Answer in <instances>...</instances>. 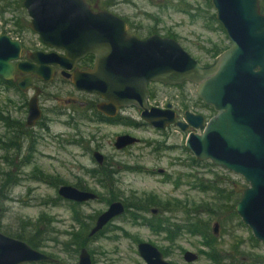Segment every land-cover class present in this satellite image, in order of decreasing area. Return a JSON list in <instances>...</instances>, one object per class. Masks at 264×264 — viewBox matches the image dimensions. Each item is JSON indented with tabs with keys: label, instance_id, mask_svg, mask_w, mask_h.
<instances>
[{
	"label": "rangeland",
	"instance_id": "obj_1",
	"mask_svg": "<svg viewBox=\"0 0 264 264\" xmlns=\"http://www.w3.org/2000/svg\"><path fill=\"white\" fill-rule=\"evenodd\" d=\"M96 1L97 4L92 5L103 6L109 2ZM119 2L110 9L114 14L132 22L134 35L146 38L156 34L174 39L203 65L211 64L216 58L211 50L228 46L226 34L215 20L210 0ZM18 25L22 31H19ZM1 33L22 42L25 52L46 49L31 31L30 19L17 2L0 16ZM151 90L155 95L151 104L162 106L170 102L179 110L180 117L184 110L194 111L189 103L177 99L185 94L196 100L195 87L192 85L187 84L182 88L154 85ZM31 97L32 92L21 95L13 88L0 91V116L3 117L0 118V233L15 238L22 227L26 233L30 228H37L41 233L38 239L43 243L36 250L64 264H73L78 260L80 248L74 250L75 247L69 245L72 243L71 235L83 232L87 235L91 219L106 210L109 200L116 199L127 204L130 202L134 206L135 200L152 198L157 203L155 206H176L180 203L182 212H161L159 217L168 219L166 221L169 223L182 226L185 214L188 219H206L210 222L212 236L213 224L217 223L218 234L213 237L218 246V254L233 258L234 264H250L249 259L264 257V244L254 242L250 229L237 214L233 215L229 210L219 212L218 206L225 202V193L231 192L232 200L239 201L240 195L233 193L232 184L247 186L244 179L208 161L199 162L198 166L192 165V156L184 149L186 136H180L175 128L166 131L173 136L163 137L146 127L136 130L124 126L101 127L100 133L95 132L99 126L84 121L83 113H80L82 109L78 104L85 100V96L75 94L73 87L57 76L40 97V105L46 110L41 122L47 123L48 129L38 124L31 130V134H34L32 141L22 136L13 139L12 130L6 126L8 122L4 117L24 124L26 113L23 105ZM73 108L78 111L72 113ZM53 109L64 110V113L51 114ZM131 114L133 118L137 117L135 112ZM119 134L137 135L134 137L141 139L142 143L117 151L113 143ZM145 142L152 145H145ZM155 142L165 143L168 147L159 148ZM94 151L122 167L111 190L102 189L98 180L87 173L97 168L92 158ZM178 159L181 162H175ZM157 170H162L165 175L153 173ZM9 177L15 183L10 189H2L3 182ZM77 183L95 193L99 199L76 206L58 196L60 186H75ZM200 185L214 188L202 190L198 188ZM206 209L215 213L204 215L206 213L203 210ZM77 214L83 220L81 226L77 223ZM134 214L133 217L125 213L110 223L95 239L87 241L85 247L92 264H144L137 253L138 242L166 248V260L173 264H187L182 259L184 251L198 255V260L191 264H213L206 257L209 249L203 247L201 237L183 231L172 246L164 236L154 234L145 223V220H151V216ZM237 248L239 251L236 254Z\"/></svg>",
	"mask_w": 264,
	"mask_h": 264
},
{
	"label": "water",
	"instance_id": "obj_2",
	"mask_svg": "<svg viewBox=\"0 0 264 264\" xmlns=\"http://www.w3.org/2000/svg\"><path fill=\"white\" fill-rule=\"evenodd\" d=\"M215 20L228 40L227 48L214 61L204 66L192 58L180 44L156 34L139 39L127 33L126 23L107 12H92L85 0H22L30 19L31 31L46 46L63 50L28 52L27 61H19L22 45L7 35L0 36V78L9 80L13 72L29 74L17 82L19 91L34 90L28 101L25 120L33 128L42 117L38 104L40 89L31 84L37 76L45 82L53 79V66L71 78L79 91L96 92L107 103L98 111L114 116L118 108H136L140 119L155 130L174 125L182 132L189 126L201 134H189L185 148L198 161L240 175L247 187L234 184L233 192L240 195L235 213L250 229L253 238L264 244V14L259 0H210ZM91 54L92 69L74 72L77 60ZM189 82L196 86V96L215 114L204 123L202 115L185 113L186 123L175 121L171 106L166 110L148 107V85L159 83L178 86ZM138 143V139L122 135L114 147L122 150ZM98 165L103 163L99 152L93 153ZM60 198L76 203L96 200V194L62 185ZM126 209L117 201L101 213L90 237L101 231ZM2 209L0 206V215ZM218 232V224L213 225ZM138 253L144 264H169L152 245L141 243ZM185 262L193 263L198 256L186 252ZM54 264L56 260L30 247L24 241L0 233V264ZM75 264H92L85 248Z\"/></svg>",
	"mask_w": 264,
	"mask_h": 264
},
{
	"label": "flooded vegetation",
	"instance_id": "obj_3",
	"mask_svg": "<svg viewBox=\"0 0 264 264\" xmlns=\"http://www.w3.org/2000/svg\"><path fill=\"white\" fill-rule=\"evenodd\" d=\"M120 0H109V2L106 4V5H103V6H97V5H92L93 3H96L97 4V1L95 0H85V2L87 3V4H89L90 5V7H91V10H92V12H94V13H96V12H99V11H107V12H109V13H111V14H113V15H115V16H117L118 18H120V19H122L123 21H125V23H126V29H127V33L130 35V36H135V37H137L136 35H134L133 33H132V30H133V24H132V22H129L128 20H126V19H123L122 17H120V16H118L117 14H114L113 12H112V10L110 9L111 7H113V6H116L118 3H120L119 2ZM148 1H150V0H148ZM31 29V28H30ZM2 35H6V34H3V33H1L0 34V36H2ZM151 36V35H150ZM149 37V36H148ZM137 38H139V37H137ZM147 38V37H146ZM146 38H139V39H146ZM171 39V38H170ZM14 40V39H13ZM16 40V39H15ZM19 41V40H18ZM20 42V41H19ZM41 42V41H40ZM21 43V45H22V42H20ZM42 43V42H41ZM43 44V43H42ZM44 45V44H43ZM45 47H46V49L45 50H32V51H30V52H34V51H42V52H46V53H50V52H55V53H57L58 55H62V56H64L65 55V52L63 51V50H56V49H52V48H50V47H48V46H46V45H44ZM225 50V49H224ZM223 50V51H224ZM27 54H28V52H25L24 51V48H23V45H22V51H21V55H20V59H19V61H17V62H15V63H13L14 64V66L16 67L17 66V64L19 63V62H26L27 61ZM94 60H95V57L93 56V55H91V54H88V55H86L85 57H83V58H81V59H79V60H77V62H76V64H75V66H74V68H73V70L72 71H70L69 72V74H73L74 72H85V71H88V70H90V69H92L93 68V66H94ZM198 62V61H197ZM201 64V63H200ZM203 65V64H202ZM204 66H207V65H204ZM52 69H53V79H52V81H50V82H45L43 79H41V78H39V77H37V76H33L32 78H31V84L33 85V86H36V87H38L39 89H40V91H39V95H38V104H39V107H40V109H41V112H42V117H41V119H40V121H38L37 123H36V125L34 126V127H36L38 124V126L40 127H42L43 126V128L44 129H48V126H47V123H42L41 121H43L44 120V114H45V112H46V110L40 105V97H41V95L43 94V91H44V89L47 87V86H49L51 83H53L55 80H56V78H57V76H60L61 77V79H62V81L63 82H65V83H67V84H69V85H71L72 87H73V90H74V93L75 94H77V95H79V96H85V100L84 101H82L81 103H79L78 105H79V107L82 109V111L80 112V113H83L82 115H83V120L84 121H86L87 123H89V124H95V125H98L99 126V128H97L96 130H95V132H98V133H100L102 130H101V127H115V126H124V127H127V128H129V129H134V130H136V129H142L143 127H146V128H149V129H151V130H153V131H157L158 132V134H159V136H173L171 133H166V131L168 130V129H170V128H175L177 131H179L178 132V134L180 135V136H186V138H187V136L189 135V134H201V132L200 131H198V130H195V129H193L191 126H189L188 128H187V130L185 131V132H182L179 128H177L176 126H174V125H170L167 129H165V130H155V129H153V128H151L147 123H145L144 121H142L141 119H140V115H141V111L139 110V109H136V108H118L117 109V111L115 112V115L114 116H107V115H104V114H102V113H100L99 111H98V105H100V104H105V103H107V100L106 99H104V98H102V97H100L96 92H84V91H79V90H77L73 85H72V80H71V78H66V76H64V75H62V69L59 67V66H53L52 67ZM28 77H30V75L29 74H24V73H20V72H18L17 70H15L14 72H13V77L11 78V79H9V80H3V79H1L0 78V91L1 90H3V89H5V90H9L10 88H13L17 93H19V94H26L27 92H32V96L34 95V90L33 89H30V90H28V91H25V92H22V91H19L18 90V88H17V82H18V80L19 79H21V78H28ZM40 84V86H38ZM187 84H189V85H192V86H194L195 87V96H196V86L195 85H193V84H191V83H189V82H185V83H183V84H181V85H178V86H165V85H162V84H159V83H150L149 85H148V100H147V103H148V107L149 108H158V109H160V110H166L167 109V106H171V108H172V110L174 111V113H175V121H179V122H182V123H186V120H185V113L186 112H189V111H186V110H184L183 112H182V117H180V114H179V110L178 109H176V107L174 106V105H172L170 102H166L164 105H158V104H151V102H152V100H154V98H155V95H154V92L151 90V87L152 86H154V85H160V86H164V87H167V88H171V87H173V88H182L184 85H187ZM87 97V98H86ZM30 99V98H29ZM29 99H28V101H29ZM177 99H178V101H181L182 100V102L183 103H189L190 104V106H191V108L194 110L193 112H190L191 114H193V115H202L203 117H204V123H206L214 114H215V112L213 111V109L211 108V107H209V106H206L201 100H199L198 99V97L196 96V100H193L192 98H191V95H185V94H182V95H180L179 97H177ZM56 100V99H55ZM28 101L23 105V109L25 110V113H26V116H27V112H28V106H27V104H28ZM67 104H69V101H67ZM78 110L77 109H75V108H73L72 109V113H74V112H77ZM131 112H135L136 114H137V117L136 118H133V116H132V114H131ZM50 113L52 114V113H56V114H63L64 113V110H61V109H59V110H57V109H53V110H51L50 111ZM10 115V114H9ZM4 118H6V120H7V122H8V125L6 124V126L8 127V129L9 130H12L11 132L13 133V129L10 127V119L8 118V117H4ZM25 119H26V117H25ZM46 121H50V120H47L46 119ZM187 124V123H186ZM23 126H24V128L25 129H29V130H32L33 128H27L26 126H25V122H24V124H23ZM32 135L34 136V134L32 133ZM122 135H128V136H131V137H134V136H137V135H131V134H119V135H117V137L118 136H122ZM32 137V136H31ZM116 137V138H117ZM25 139H29V141H32V139L33 138H26V137H24ZM116 138H115V140H114V143H115V141H116ZM134 138H136V137H134ZM136 139H138V138H136ZM185 141H186V139H185ZM114 143H113V147H114ZM140 143H142V140L141 139H138V143H136V144H134V145H131V146H128V147H126V148H124V149H122V150H117L115 147H114V149L115 150H117V151H124V150H126V149H129V148H131V147H134L135 145H137V144H140ZM145 145H152L151 143H149V142H145L144 143ZM157 147H159V148H163V147H168V145L167 144H165V143H160V142H155L154 143ZM184 149H185V151H188L186 148H185V142H184ZM94 152H98V151H94ZM94 152H92V158H93V153ZM189 152V151H188ZM100 153V152H99ZM190 153V152H189ZM101 154V153H100ZM102 155V154H101ZM103 156V163L101 164V165H98L97 163V170L100 172V178L102 179V182H103V184H106L107 186H108V188H110L109 187V185H108V183H113V185L111 186V187H113L114 186V184L116 183V181L114 180V179H116V175H117V173H119L120 171H122V167H120V165H117V164H114V162H113V160L112 159H107V157H105L104 155H102ZM192 156V155H191ZM94 159V158H93ZM95 161V160H94ZM96 162V161H95ZM175 162H181V160L180 159H178L177 161H175ZM199 162L200 161H198V160H196L193 156L191 157V163H192V165H195V166H198L199 165ZM191 165V166H192ZM92 170H94V169H92ZM231 172V171H230ZM153 173H157V174H163L164 172L162 171V170H157V171H155V172H153ZM233 173V172H232ZM235 174V173H234ZM164 175H165V173H164ZM110 176V181L108 180V177ZM179 183V182H178ZM78 185H80L79 183H77ZM99 184V183H98ZM235 183H233L232 184V187H233V185H234ZM247 184V186H248V183H246ZM100 185V184H99ZM179 186H180V184H178ZM178 186V187H179ZM242 186V185H241ZM247 186H243V187H247ZM73 187H75V186H73ZM80 187L82 188H77V187H75V188H77V189H79V190H81V191H89V192H91L90 190H87V188H85V186H83V185H80ZM100 187L102 188V189H104V190H110V189H106L105 187H103L102 185H100ZM198 188H201V185H200V187L198 186ZM93 193V192H92ZM95 194V193H94ZM236 194V193H235ZM239 195V194H238ZM97 196V195H96ZM99 199V197L97 196V198H96V200H98ZM64 200V199H63ZM66 202H68V203H70V204H73V205H83V204H86V203H88V202H91V201H88V202H84V203H76V202H72V201H67V200H65ZM95 201V200H94ZM110 201V200H109ZM108 201V202H109ZM117 201H119V202H121L123 205H124V207H125V209H126V203L125 202H122V201H120V200H113L112 199V201H110L108 204H107V208H108V206L111 204V203H113V202H117ZM154 203V202H153ZM155 205H157V203L155 202L153 205H151V206H149L148 208H147V211L145 210V209H141L140 211H136V213L137 214H139V213H142V215H144L145 214V216L146 215H149V216H151V218L152 217H154V218H157L158 217V220L159 221H161L163 224H164V226L165 227H163V228H160V229H151V230H153L154 231V234H156V235H159V236H164L166 239H167V241L172 245V246H174V244H175V242H176V240H177V238L181 235V233L183 232V231H185V232H187L183 227L182 228H177V226H180L181 227V225L180 224H172V223H169L168 221V219H161L159 216H160V214H161V212H165V213H173V214H177V213H179V212H182L181 210V206H180V203H178V204H175L176 206H174V205H169V204H164V205H160V206H155ZM179 205V206H178ZM107 208H106V210H107ZM105 210V211H106ZM129 210H131L132 211V208H130ZM104 212V211H103ZM103 212H101V213H103ZM101 213H99L97 216H95L94 217V220L92 221V219H91V223L89 224V229H88V231H87V237H88V241H90V240H92V239H95V237L98 235V234H100V233H102L104 230H105V228L110 224V223H112L115 219H117V218H120L121 216H119V217H117V218H114V219H112L101 231H99L98 233H96L95 235H93L92 237H90L89 235H90V232H91V230L94 228V226H95V222H96V220H97V217L101 214ZM147 213V214H146ZM125 214V213H124ZM123 214V215H124ZM185 214V213H184ZM78 215V214H77ZM140 215V214H139ZM191 215V214H190ZM198 215V214H197ZM185 216H186V219H185V223L183 224V225H185L186 224V221L188 220V218H187V214H185ZM199 217H200V215H198ZM191 217H193V214L191 215ZM190 219V218H189ZM195 219H198L197 217H195V218H193V220H195ZM81 220H82V218H81ZM166 220H168V221H166ZM190 220H192V219H190ZM199 220V219H198ZM78 223V222H77ZM82 223H83V220H82V222H80V223H78L80 226L82 225ZM147 224V223H146ZM182 225V226H183ZM214 225V224H213ZM218 229H219V225H218ZM212 234H213V236H217V234H218V232H217V234L215 235L214 234V232H213V227H212ZM197 237V236H196ZM200 237V236H199ZM16 239V238H15ZM203 240V239H202ZM141 243H146V242H138L137 243V253H138V245L139 244H141ZM148 244H150V243H148ZM150 245H152V244H150ZM203 245V247H205V248H207L204 244H202ZM153 247H155L161 254H162V256H163V259L167 262V263H169V264H173V263H171V262H169L168 260H166V258H167V250H166V248H158V247H156V246H154V245H152ZM83 248H85L86 249V247H82V248H80V250H79V252H78V258H79V255H80V251H81V249H83ZM208 249V248H207ZM87 250V249H86ZM87 252H88V250H87ZM186 252H191V251H184V252H182V259H183V261L185 262V260H184V258H183V256H184V253H186ZM193 253V252H192ZM203 253V252H202ZM88 254H89V252H88ZM196 254V253H195ZM204 254V253H203ZM138 255H139V253H138ZM197 255V254H196ZM49 256V255H48ZM89 256H90V254H89ZM140 256V255H139ZM198 256V255H197ZM51 257V256H50ZM141 257V256H140ZM206 257L208 258V256H207V254H206ZM52 259H54V260H56V263H54V264H64L63 262H60L59 260H57V259H55L54 257H51ZM90 259H91V256H90ZM142 259V258H141ZM209 259V258H208ZM143 260V259H142ZM198 260V259H197ZM77 262H78V260H77ZM76 262V263H77ZM144 262V261H143ZM196 262V261H195ZM91 263H92V261H91ZM185 263H187V262H185ZM194 263V262H193ZM42 264V263H41ZM52 264V263H51ZM73 264H75V263H73ZM187 264H191V263H187Z\"/></svg>",
	"mask_w": 264,
	"mask_h": 264
},
{
	"label": "trees",
	"instance_id": "obj_4",
	"mask_svg": "<svg viewBox=\"0 0 264 264\" xmlns=\"http://www.w3.org/2000/svg\"><path fill=\"white\" fill-rule=\"evenodd\" d=\"M17 2V5L22 7V0H0V16L2 17L4 15V13L9 10V7L11 5H13L14 3ZM21 3V5H20ZM259 5H260V10L261 12L264 14V0H259ZM19 31H22V28L18 25ZM225 48L222 49H217L215 48L214 50H211L213 52V54H215V57L218 56ZM0 118L3 119L2 116H0ZM10 126L13 129V139H18L19 137L22 136V138L26 137V138H32L31 136H33L31 134V130L29 129H25L22 123H18L15 121H11L10 122ZM12 142V141H11ZM13 144V142H12ZM88 175L96 178L98 180V183L100 185H102L103 187H105L106 189H110L111 190V186L113 185V183H108L109 187L106 184H103L102 179L99 177L100 176V172L97 169L94 170H89ZM9 176V175H8ZM7 176V178H8ZM11 180V181H10ZM108 180L110 181V176L108 177ZM56 182V180H54ZM58 181V180H57ZM4 185L1 187L2 189H10L12 187V185L15 183V180L12 179L11 177H9V179H6L5 182H3ZM75 187L77 188H81L80 185L76 184ZM208 188H214L213 186H209L206 188V186L201 185V189L202 190H206ZM82 189V188H81ZM89 190V189H87ZM220 191V190H219ZM234 193V192H233ZM232 193H225L224 197H225V202L222 204H219L218 208H220V211H231V213L233 215H235V206L238 202V200H232ZM115 200V199H113ZM112 201V200H110ZM109 201V202H110ZM136 204L133 206V204H131L130 202H128V204L126 203V211L125 213L127 214H131V216H135L134 213H136V211H140L141 209H145L147 211V208L151 205H153L155 202V200L151 199H144V200H135ZM108 202V203H109ZM154 202V203H153ZM130 208H132V211L129 210ZM229 210V211H228ZM182 211V210H181ZM204 215H209L210 214H214V211H211L209 209L203 210ZM185 213V212H184ZM77 222L80 223L82 222L80 214H78V216L76 217ZM42 220V219H41ZM94 220V218H92V221ZM145 223H147V225L149 226V228L151 229H160L165 227L164 224L158 220L157 218L152 217L150 221H146ZM209 221H207L206 219H195V220H187L185 226H177V228H184L188 233H190L192 236H200L203 239V243L204 245L209 249V252L207 253L208 258L213 262V264H234V259L233 258H228V257H223L220 256L218 254V246L216 245V240L215 238L211 235L210 233V229H209ZM24 225V224H23ZM35 228V225H34ZM41 233L39 231V229L35 228L32 229L30 228L28 230V232H25V228L22 227V229L20 230L19 234L15 237L18 240L24 241L25 243H27L30 247L37 249L38 247L41 246V244L43 243L42 240L38 239L40 237ZM72 237V243L69 244L70 246H74L75 249L77 250L79 248L85 247L86 243L88 241V237L85 235V233L83 232L82 234H73L71 235ZM256 240L254 239V242ZM71 251V248H70ZM238 248L235 250V253H238ZM72 252V251H71ZM77 253V251H76ZM237 261V260H236ZM250 262V264H264V257L262 258H256V259H249L248 260Z\"/></svg>",
	"mask_w": 264,
	"mask_h": 264
}]
</instances>
